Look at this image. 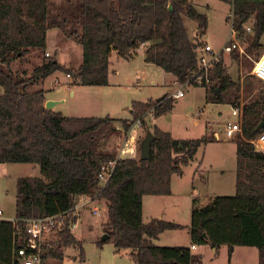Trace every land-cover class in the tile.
Masks as SVG:
<instances>
[{"label":"trees","instance_id":"trees-1","mask_svg":"<svg viewBox=\"0 0 264 264\" xmlns=\"http://www.w3.org/2000/svg\"><path fill=\"white\" fill-rule=\"evenodd\" d=\"M223 1L230 4L237 38L249 33L244 24H250L246 50H264L260 42L264 0ZM183 15L196 22L195 40L188 36ZM207 25V15L189 0H0V163H34L40 169L39 176L16 180L13 230L0 224V252L5 254L10 247L12 264H18L16 248L25 239L24 218L67 211L79 194L105 201L108 220L103 232L108 237L98 242L110 241L116 252L129 249L134 264L200 263L190 246L152 241L165 230L184 226L157 218L144 223L142 196L169 194L171 175H181L200 145L214 137L174 138L169 131L146 124L147 113L158 117L172 110V94L158 100H134L130 118L116 119L64 115L46 108L45 90L34 88L56 71L69 73L74 84L107 85L111 52L131 58L140 46L146 62L173 74L178 83L202 86L207 102L241 108V132L232 140L236 144L235 192L215 195L203 206L192 199L187 228L192 244L215 249L226 245L229 256L236 245L255 246L258 264H264V152L255 150L251 142L264 129H256L264 122V86L258 88L256 97L241 102V82L229 75L223 55L207 69L199 64ZM51 27L81 45V63L66 66L54 55L31 71L13 69L12 62L26 60L32 51L45 52ZM231 53L238 61V54ZM240 64L244 66L245 61ZM136 120L153 136L148 159L116 158L102 150L101 143L116 130L117 121L126 132ZM110 159L116 160L115 166L102 185L98 173ZM54 243L53 258L62 260L63 247L70 245L78 246L84 258L81 241L67 225ZM0 264L8 263L0 257Z\"/></svg>","mask_w":264,"mask_h":264},{"label":"rangeland","instance_id":"rangeland-1","mask_svg":"<svg viewBox=\"0 0 264 264\" xmlns=\"http://www.w3.org/2000/svg\"><path fill=\"white\" fill-rule=\"evenodd\" d=\"M189 1L199 11L205 13L208 18L206 32L201 38L203 45L208 42L214 49H220L230 35V24L228 19H226L230 8L229 3L223 0ZM182 17L189 38L195 40L196 22L185 15ZM249 35L250 31L241 38H237L242 51L237 49L232 52L238 54V61L232 58L231 52L223 54L227 72L232 79L241 82V102L256 97L258 88L262 86L261 81L252 72L254 63L259 58L263 49L259 47L248 52L246 47L248 46ZM260 40L262 43L264 42V33ZM46 52L49 55H46ZM200 54H204L205 58H209V53L207 52L201 50ZM54 55L60 63L66 66L71 65L74 68L81 63L82 48L79 43L67 38L61 29L51 27L46 33L45 52L34 50L28 54L26 60L12 62L11 67L13 69H27V71H31L39 61ZM114 56L111 55L109 62L111 85L73 87L72 91H74V95L70 94L71 89L68 88V84L66 83L68 78L65 72L56 71L60 83H55L56 86L52 89V95L66 99L65 103L60 105L63 113L66 114L69 111L76 114V116L109 115L116 119H125L130 117L129 109L132 101L156 99L165 94H173L178 87H181L184 95L173 100V108L170 112L160 115L158 118L159 125L164 129L168 128L173 137L197 138L203 135L212 136L213 130L221 137L219 141L213 140L209 141L212 143H202L194 158L189 164L183 166V170L189 178L191 176L195 177L194 186L196 187V191L194 195L199 198L197 205L203 206L211 201L215 196L214 194L220 191L215 188L219 182L224 185L221 191L233 194L235 190L232 186L229 187V182L231 180L230 163H235L236 161V145L232 141L235 137L226 138L222 133L223 123L228 120H235L236 118L231 114L232 105L229 103L207 102L202 86L180 85L176 81L173 83L171 73L163 71L154 64L144 67V61H142L140 53L135 54L128 61L116 59ZM243 60L245 61V67L240 64ZM116 70H119V74L114 73ZM146 115L144 119L146 124L149 125ZM140 128L142 133L139 139L143 138L146 134L142 125H140ZM116 135H118L120 140L126 141L125 138L123 139L124 135L116 131H110L106 138ZM139 139L137 140L138 148ZM106 140L101 143L102 150L104 151L107 149L105 146ZM119 148V140L111 146V150L114 153ZM139 154L137 153V155ZM218 157L225 159L223 166H219L216 163L218 162ZM201 159H203V165L205 166L196 168V164L201 163ZM209 162L213 163L212 166L207 165ZM8 164H12L11 166L14 167L21 166V169L13 170L9 168L7 171H4L0 166V209L4 212L5 216L14 217L17 178L19 176H39L40 169L34 163L8 162ZM33 166H37L38 171H35ZM222 167L224 171H222ZM199 193L200 196H198ZM93 206L97 207L99 214H93L88 208L84 209L73 228V234L82 243L84 258L81 259L78 246L70 245L62 249L63 260L52 259L50 264H134L129 258L130 254H126V251L117 255L110 241L102 244L98 242L104 234L102 232L103 221L108 220L107 206L103 199H96L94 204H92ZM187 219L189 220L188 213ZM173 232L177 236L176 240L167 241L185 242V230L180 229ZM196 247L197 249L194 253L200 256L199 264H242L239 253L236 252L232 258L228 255L226 245H221L216 251H213V247L209 244H196Z\"/></svg>","mask_w":264,"mask_h":264},{"label":"crops","instance_id":"crops-1","mask_svg":"<svg viewBox=\"0 0 264 264\" xmlns=\"http://www.w3.org/2000/svg\"><path fill=\"white\" fill-rule=\"evenodd\" d=\"M261 36H260V39H261ZM260 42H261V40H260ZM261 44H264V42L263 43L261 42ZM138 53H140V57H141L142 61H144L143 62L144 67H146V66L148 67V65H152V63L146 62L144 60V47L143 46H140L136 50L135 54H138ZM111 55H113V56L115 55L114 57H116V59H121V60H125V61L131 60V58L134 56L133 55L131 58L122 57V56L118 55V53L116 51H112L110 54V57H109V62H110ZM41 61H39V63H37L36 65L40 64ZM114 73L119 74V70L114 71ZM110 77H111V73L108 72V84L107 85H111L110 84V82H111ZM172 79H173V83H174L176 81V77L173 74H172ZM55 80L58 81L56 84L60 83L59 76L56 75V72H54L53 74L46 77L42 82H40L34 88L40 87V88H43L45 90V102L47 100L55 102V104L52 106L51 109H53L55 111H59L64 115L76 116V114L69 112V111H67L66 114L63 113L62 109L60 108V105L65 103L66 99L64 97L61 98V97H58L56 95H54V96L52 95V89L56 86ZM66 83L68 84V88L71 89L70 90L71 95H74V91H72L73 87L84 86V85L72 83L71 78H68V81ZM85 86H89V85H85ZM90 87H92V86H90ZM2 92H3V88L0 87V94ZM170 94H172V93H170ZM158 98H160V97H158ZM175 99H177V98H175ZM89 116H96V115H89ZM159 117L160 116L154 117L151 113H147L146 119L148 121L149 126L156 125L160 129L168 131V128L164 129L159 125V122H158ZM128 118H130V117H128ZM115 128H116V130H115L116 132H120V134L122 133L124 135L123 139L125 138L126 141L124 142L122 139L120 140L118 135L110 136V137L108 136L106 138L107 140L105 139L106 140L105 146L107 148L105 152L112 154L116 158H122V157L139 158L140 154L137 155V153H140V149L137 146V140L139 139V136L142 133L139 121L138 120L134 121L126 132L123 131L122 124L119 121H117L115 123ZM214 132H216V131L215 130L212 131V134H213L212 136L214 137V141L221 140V138L217 139L214 136ZM174 138H186V137H174ZM117 139L120 141V148L118 149V151L116 153H114V151L111 150V146L114 145L118 141ZM209 143H212V142H209ZM209 143H207V144H209ZM125 146H126V148H125ZM125 149H126V153H125ZM216 163L219 164V166H223L225 164V159L223 157H218V162H216ZM212 164L213 163H210V162L207 163L208 166H212ZM11 165L12 164H8V162L0 163V166L2 167V169L4 171H7L9 168L13 169V170L14 169L15 170L21 169V166L14 167ZM200 166H203V167L205 166V165H203V159H201V163L196 164V168H198ZM33 168L35 171H38L37 166H33ZM230 170H231L230 171L231 180L229 182V187L232 186L235 190L236 161H235V163L234 162L230 163ZM222 171H224L223 167H222ZM35 176H38V175H35ZM194 180H195V177L191 176L189 178L186 175L184 170H183V173L181 175L173 173L171 175V178H170V193L169 194H162V195L144 194L142 196V221L144 223H147L154 218L169 220V221L176 222V223L183 225L184 227L181 229L186 231V234L184 235V241H185L184 243H177V241H167V240H173V239L176 240L177 236H176L175 232H173V231L180 230V229H168V230L161 232L156 239H152V241L155 244H158V245L173 244V245H186V246H190L192 244L190 242V234H189L187 226L190 223V212H191V208L193 205L192 199H194V198L196 199V204L199 202V198H197L194 195V193L196 191V187L194 186V184H195ZM201 180H203V178H201ZM223 187H224V185L221 182H219V184H216V186H215L216 190H220V191H218V193H216L214 195L227 194L225 191H221ZM229 194H231V193H229ZM198 196H200V193ZM95 200L96 199L93 200L91 205L94 204ZM1 212H2V214L0 216V224L1 225L6 224V225H8V227H10V229L13 230L14 224H15V216L14 217H7L4 215L3 211H1ZM187 213L189 215V220L187 219ZM81 214H82V212L80 213L79 217H81ZM106 222L107 221H103V223H106ZM71 232L73 234V229ZM102 232H103V229H102ZM11 241H13V235L12 234L10 236V242ZM1 243L2 242L0 241V248L2 246ZM197 247L195 244V248L192 249L193 253L196 252L195 250L197 249ZM212 249H213V251L217 250L215 248H212ZM123 251L124 252L126 251V254H130L129 249H122L119 252H116L114 249V252L117 255H119ZM236 252L239 253L240 260L242 261V264H258V250L255 246L236 245V246H234L232 253L230 254V257L232 258ZM0 257L4 261H6L8 264H12L13 259H14L13 251L11 250L10 247H8V249L6 248L5 254H2L0 252ZM129 258L131 259L130 255H129ZM53 259H55V258H53Z\"/></svg>","mask_w":264,"mask_h":264},{"label":"built area","instance_id":"built-area-1","mask_svg":"<svg viewBox=\"0 0 264 264\" xmlns=\"http://www.w3.org/2000/svg\"><path fill=\"white\" fill-rule=\"evenodd\" d=\"M228 21L230 24V35L220 49H214L210 44L206 43L201 48L202 51L209 53V58H205L204 54L199 55V64L205 69L212 66V63L219 60L225 53H230L239 49L242 51L238 44L237 32L233 27V14L228 12ZM246 31H251L250 24H244ZM46 55H49L46 52ZM253 75L259 79L264 86V50L260 54L259 58L255 61L253 66ZM67 78H71L69 73L65 74ZM58 81L56 80L55 83ZM183 85V84H180ZM184 92L181 87H178L172 94L173 97L179 98L183 96ZM241 108L232 106L231 114L235 116V120H228L223 123V136L226 138H232L237 133L241 132ZM214 136L221 138L217 132H214ZM255 150L264 152V129L251 141ZM115 159H110L105 162L98 173V179L102 185L111 176L113 168L115 166ZM93 198L89 194H79L74 196L72 206L64 212H60L52 215H44L38 217L24 218L25 222V239L24 242L16 248V256L18 264H50L52 257V250L54 248V242L57 234L62 231L64 225H67L69 230L75 227L80 213L84 209H89L93 214H99L97 207L91 205ZM91 205V206H90ZM2 212L0 210V216ZM191 250L195 248V244L190 245Z\"/></svg>","mask_w":264,"mask_h":264},{"label":"water","instance_id":"water-1","mask_svg":"<svg viewBox=\"0 0 264 264\" xmlns=\"http://www.w3.org/2000/svg\"><path fill=\"white\" fill-rule=\"evenodd\" d=\"M169 8L171 9V6H169ZM159 98H157L158 100ZM55 104L54 101H50L47 100L45 102V107L46 108H52V106ZM264 126V122H260L258 124V126L256 127V129H259L261 127ZM153 139V136L150 132H147L146 135L144 136V138L141 140L140 144H139V149H140V155L139 158L140 159H148L150 157V143ZM108 237L107 233H104L101 237V240L106 239Z\"/></svg>","mask_w":264,"mask_h":264}]
</instances>
